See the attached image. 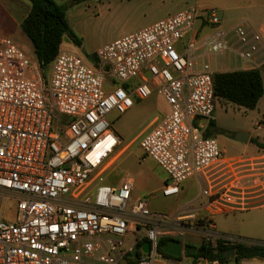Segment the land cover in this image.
Masks as SVG:
<instances>
[{"label":"built area","instance_id":"1","mask_svg":"<svg viewBox=\"0 0 264 264\" xmlns=\"http://www.w3.org/2000/svg\"><path fill=\"white\" fill-rule=\"evenodd\" d=\"M196 22L215 30L204 38L206 54H232V61L258 67L260 34L242 24L221 29L213 9L187 8L124 35L97 49L94 65L72 49L59 50L48 79L19 46L0 38V207L13 210L10 221L0 217V264H223L209 257L188 263V234L211 248L217 241L230 248L264 246L218 233L207 217L193 225L186 207L155 213L141 197L128 208L134 188L129 177L117 186L104 183L101 167L118 144L108 116L125 113L133 99L153 92L167 112L139 147L166 174L163 197L177 196L186 180L222 159L217 141L203 136L215 109L214 71L195 63L193 42L182 53L175 46ZM201 196L208 208L230 200L212 199L207 190ZM161 240L181 242V257L172 263L162 257ZM239 264H264V258Z\"/></svg>","mask_w":264,"mask_h":264},{"label":"rangeland","instance_id":"2","mask_svg":"<svg viewBox=\"0 0 264 264\" xmlns=\"http://www.w3.org/2000/svg\"><path fill=\"white\" fill-rule=\"evenodd\" d=\"M74 1L80 2L68 6L67 13L70 15V27L74 34L81 39V45L76 47L68 37H64L59 50L72 49L76 51L88 65L95 64V52L101 46L145 27L136 24H111L112 17L99 15V12L96 13L93 10V6L98 5L101 1V3H104L105 0H69L65 4L69 5ZM27 9L28 2L26 0H0V35L9 36L13 32V38L19 43L22 52L32 65H37L28 38L22 32L20 26H11L9 23L8 15L10 13L18 10L24 12ZM213 10L216 12L220 25L225 31H230L238 21L247 18L246 21L252 22L258 18L251 15H223L218 9ZM253 24H250L251 27L256 29L255 24ZM205 28L207 33L209 29L208 27ZM228 36L231 37L232 32H229ZM233 57L232 54H227L224 57L212 55L213 68L222 70V66L228 67L225 62L227 59L231 61L230 64L233 68ZM206 61L209 62L208 59ZM244 65H247V63H244ZM50 71L49 65L45 70L40 69L39 73L48 79ZM218 72L214 71V73ZM108 82L109 79L106 78V88H110ZM214 104L212 137L225 153L217 164L198 174V176L204 177L205 185L202 189L199 182L194 180L188 193L184 196L163 197L161 195L166 174L151 158L145 156L139 147L141 137L151 130L152 121L155 118L161 119L164 115L166 105L156 92H153L145 100L133 99V106L125 113L119 115L112 112L108 116L112 131L118 138V144L101 167L103 178H105L104 183L117 186L122 179L129 177L133 181L134 188L130 195L128 208L140 196L148 199L150 210L155 213L172 215L187 207V214L194 217L190 221L193 225L202 224L203 219H205L203 216L207 214L206 211L200 208V205L203 206L207 203L206 198L201 196L203 190H207L214 195L212 199L226 195L247 207L249 187L251 186L244 182L241 173L244 166L241 159L244 156L242 154L245 152L246 144L238 142L235 136L239 133L255 134L258 114L262 113L264 100L257 105L255 111L245 110L219 100ZM66 120V117H62L63 122ZM225 155L233 157L228 159ZM226 184L227 186H224ZM198 194L200 195L199 199L195 201ZM253 204L263 206L243 214L230 213L213 216L212 222L217 230L227 236L236 237L237 234H240L239 236L242 238L264 242V199H258ZM195 213L199 216H196ZM0 217L10 221L13 218L12 208L0 207ZM253 229H257L258 232L253 231ZM185 244L198 247L203 244V240L200 237L188 234L184 239ZM157 262L159 263V261ZM172 262L175 261L172 260ZM160 263L165 262L161 261ZM228 263L233 264L234 261L227 260L226 264Z\"/></svg>","mask_w":264,"mask_h":264},{"label":"crops","instance_id":"3","mask_svg":"<svg viewBox=\"0 0 264 264\" xmlns=\"http://www.w3.org/2000/svg\"><path fill=\"white\" fill-rule=\"evenodd\" d=\"M59 4H63L69 2V0H54ZM102 2V1H101ZM99 3L96 6H93V10L96 13L99 12V15L112 17L113 20L110 21L111 24H125V25H141V26H149L161 19H164L168 16L174 15L182 10L187 8H196L199 10L202 9H218L223 15H251L254 17H258L254 21H238L234 27L238 25H246L251 30L256 31L261 36L262 46L261 51L259 53V58L257 61V66L252 64L244 65L238 61H233V69H228V67L222 66V70H216L213 68L211 63L212 55L206 54V47L204 45V38L207 35H211L215 32L214 29L203 27L200 22H196L193 28L184 34L181 40L176 43V49L182 53L187 50L188 43L193 42V51L189 52L191 57L194 59L195 63L200 66L203 62L208 63L213 71L219 72H230L234 70H250L257 69L262 77L263 87H264V0H105L104 3ZM30 5L28 3V9L24 12L18 10L10 13L9 23L11 26L17 25L20 26L21 22L29 12ZM245 12V13H244ZM70 15L67 13V20L70 25ZM118 22V23H117ZM122 22V23H121ZM253 24L256 29L252 28L250 24ZM233 27V28H234ZM144 28V27H143ZM232 28V29H233ZM142 29V28H141ZM221 29L222 26H221ZM231 29V30H232ZM140 30V29H139ZM224 30V29H223ZM137 31V30H136ZM14 33L11 32L9 36L0 35V38H8L13 41L17 46L20 47L19 43L13 38ZM30 42V41H29ZM31 44V43H30ZM33 49V48H32ZM34 52V51H33ZM35 55V54H34ZM209 60V62L206 61ZM231 63V61H230ZM231 66V64H230ZM264 100V94L262 98L259 100L257 105ZM257 109V106L254 110ZM167 112V106H165L164 113ZM262 113L258 114L257 122H256V131L254 135L249 134L248 141L245 143V152L242 154L243 168H242V178L249 187V197L247 207H244L242 204L236 202L233 198H230L228 202H220L212 207H204V205H200L204 211L207 212L203 217L213 219V216H219L223 214L230 213H239L243 214L250 210L258 209L263 205L255 206L253 203L258 199H264V150L258 149L254 144L250 143V139H254L260 144H264V105L261 110ZM158 118H155L152 123ZM223 151V150H222ZM224 152V151H223ZM225 153V152H224ZM226 156V155H225ZM227 157V156H226ZM233 156L227 157L228 159ZM167 177L165 178L164 184L166 183ZM197 180L202 187L205 185L204 177L195 176L188 180H186L181 186L178 195L184 196L188 193L190 186ZM224 186H227L224 185ZM225 194V193H224ZM199 194L195 201L199 199ZM143 196H140V198ZM233 199V200H232ZM187 208V207H186ZM188 210V209H187ZM182 211V209L180 210ZM179 212V211H178ZM177 213V212H176ZM196 216L198 215L195 213ZM199 216V215H198ZM213 221V220H212ZM215 229L216 226L214 225ZM216 231L220 234H224L223 232L216 229ZM253 231L258 232L257 229H253ZM225 235V234H224ZM236 238H240L248 243L260 242L259 240H251L242 238L237 234ZM170 260V259H169ZM172 263V259L169 261ZM230 264V263H229Z\"/></svg>","mask_w":264,"mask_h":264},{"label":"trees","instance_id":"4","mask_svg":"<svg viewBox=\"0 0 264 264\" xmlns=\"http://www.w3.org/2000/svg\"><path fill=\"white\" fill-rule=\"evenodd\" d=\"M26 1L29 3L30 9L21 22L20 28L31 43L40 69L45 70L59 51L64 37H68L76 47L81 45V39L74 34L67 20L68 6L80 1H74L69 5L59 4L54 0ZM212 79L215 102L219 100L245 110H254L264 94L262 77L257 69L218 72L213 74ZM213 128L211 121L203 132V136L212 137ZM249 142L258 149L264 150V144H260L254 139H250ZM166 242L165 240L159 242V254L164 258L175 259L163 253L162 249ZM229 250L234 251L232 256H227ZM138 255V252L134 253V256ZM184 256L187 258L188 263L202 257H209L212 259L217 258L223 264H226L227 260L234 261L233 264H239L243 259H263L264 246L236 245L230 248L224 245L222 241H217L214 248L204 244L198 247L185 244ZM127 263L134 264L131 259H127Z\"/></svg>","mask_w":264,"mask_h":264},{"label":"water","instance_id":"5","mask_svg":"<svg viewBox=\"0 0 264 264\" xmlns=\"http://www.w3.org/2000/svg\"><path fill=\"white\" fill-rule=\"evenodd\" d=\"M248 138H249V134H247V133H239V134H237L235 136V139L238 142H241V143H246L248 141ZM148 249H149V244L148 243H145L142 246V251L144 253H147L148 252ZM182 249H183V246H182V243L181 242L169 241L163 247L162 251H163L164 254H167V255H169L171 257L179 258L182 255ZM232 255H233V250H229L228 253H227V256H232Z\"/></svg>","mask_w":264,"mask_h":264}]
</instances>
